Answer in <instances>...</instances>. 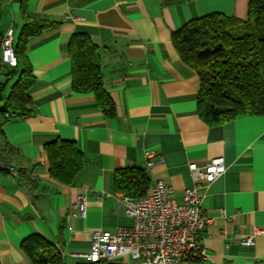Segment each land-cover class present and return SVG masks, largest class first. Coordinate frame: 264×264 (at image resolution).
Instances as JSON below:
<instances>
[{
    "label": "crops",
    "instance_id": "obj_1",
    "mask_svg": "<svg viewBox=\"0 0 264 264\" xmlns=\"http://www.w3.org/2000/svg\"><path fill=\"white\" fill-rule=\"evenodd\" d=\"M251 0H27L34 16L61 22L32 39L29 91L36 114L8 123L0 135V264H31L22 249L39 234L80 264L93 232L115 231L132 220L113 189L116 171L140 168L152 185L164 180L183 203L195 182L190 163L217 157L227 170L201 190L211 223L200 233L205 264H264V116L209 126L198 114L200 79L180 58L172 36L211 14L246 19ZM24 0H0V34L23 27ZM76 34L99 46L104 86L116 106L107 117L93 93L72 90L68 47ZM75 141L87 159L75 185L49 174L46 146ZM159 165L148 169L149 155ZM12 171H16L14 176ZM80 196L85 215H70ZM254 244H244L247 237ZM129 264H138L130 261Z\"/></svg>",
    "mask_w": 264,
    "mask_h": 264
},
{
    "label": "trees",
    "instance_id": "obj_2",
    "mask_svg": "<svg viewBox=\"0 0 264 264\" xmlns=\"http://www.w3.org/2000/svg\"><path fill=\"white\" fill-rule=\"evenodd\" d=\"M21 9L23 27L15 44L13 40L15 66L3 63L4 37L0 34L1 136L11 121L36 114L29 95L35 81L27 56L30 41L62 25L34 16L27 0ZM172 42L182 61L199 76L198 114L206 124L215 127L242 116H264V0L250 1L246 19L222 14L194 19L173 34ZM68 56L72 90L93 93L101 111L109 118L115 117V103L104 86L99 46L88 35L76 34L70 41ZM46 152L50 176L64 185H75L87 166L78 144L58 140L47 145ZM151 186V177L140 168L116 171L113 175L114 191L130 198L146 196ZM22 249L31 264H65L61 251L42 235L28 237Z\"/></svg>",
    "mask_w": 264,
    "mask_h": 264
},
{
    "label": "built area",
    "instance_id": "obj_3",
    "mask_svg": "<svg viewBox=\"0 0 264 264\" xmlns=\"http://www.w3.org/2000/svg\"><path fill=\"white\" fill-rule=\"evenodd\" d=\"M13 37L14 30L10 29L3 39L2 59L9 66L17 62ZM158 165L150 154L147 168ZM7 166L0 161V171ZM189 169L195 186L185 191L182 204L172 198L174 189L164 180L155 181L142 198L118 196L132 224L115 231L93 232L89 253L76 256L89 263L205 264L209 254L200 233L210 225L211 219L202 209L201 190L221 177L227 167L225 159L217 157L203 166L190 163ZM12 174L16 176L17 172L12 171ZM85 205L86 198L80 196L71 207L70 215L84 216ZM244 244L253 245L254 237H247Z\"/></svg>",
    "mask_w": 264,
    "mask_h": 264
},
{
    "label": "rangeland",
    "instance_id": "obj_4",
    "mask_svg": "<svg viewBox=\"0 0 264 264\" xmlns=\"http://www.w3.org/2000/svg\"><path fill=\"white\" fill-rule=\"evenodd\" d=\"M15 43H16V39H15V41H14V44H15ZM1 106H2V105L0 104V108H1Z\"/></svg>",
    "mask_w": 264,
    "mask_h": 264
}]
</instances>
